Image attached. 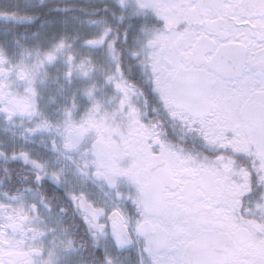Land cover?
Masks as SVG:
<instances>
[{
  "label": "snow or ice",
  "instance_id": "obj_1",
  "mask_svg": "<svg viewBox=\"0 0 264 264\" xmlns=\"http://www.w3.org/2000/svg\"><path fill=\"white\" fill-rule=\"evenodd\" d=\"M0 264H264V0H0Z\"/></svg>",
  "mask_w": 264,
  "mask_h": 264
}]
</instances>
